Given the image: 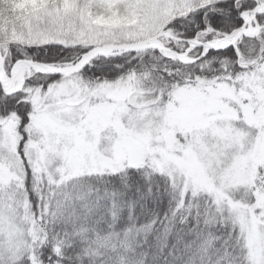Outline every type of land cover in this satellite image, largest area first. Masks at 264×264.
Returning a JSON list of instances; mask_svg holds the SVG:
<instances>
[{"label": "snow or ice", "instance_id": "6c2138e0", "mask_svg": "<svg viewBox=\"0 0 264 264\" xmlns=\"http://www.w3.org/2000/svg\"><path fill=\"white\" fill-rule=\"evenodd\" d=\"M0 264H264V0H0Z\"/></svg>", "mask_w": 264, "mask_h": 264}]
</instances>
